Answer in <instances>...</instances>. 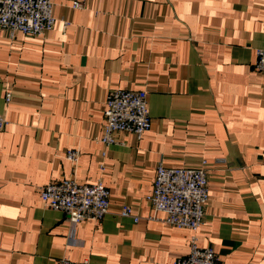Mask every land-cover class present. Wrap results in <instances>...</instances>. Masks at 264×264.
<instances>
[{
	"label": "crops",
	"instance_id": "0c3cea01",
	"mask_svg": "<svg viewBox=\"0 0 264 264\" xmlns=\"http://www.w3.org/2000/svg\"><path fill=\"white\" fill-rule=\"evenodd\" d=\"M74 1L54 0L57 21L42 36L0 30V264H176L193 231L162 221L147 196L160 163L202 159L198 244L221 264H264V0ZM117 88L147 91L152 126L141 138L118 132L106 149ZM70 176L105 183L103 219L74 228L43 203L42 187Z\"/></svg>",
	"mask_w": 264,
	"mask_h": 264
},
{
	"label": "built area",
	"instance_id": "2783aa9c",
	"mask_svg": "<svg viewBox=\"0 0 264 264\" xmlns=\"http://www.w3.org/2000/svg\"><path fill=\"white\" fill-rule=\"evenodd\" d=\"M54 5V0H0V30L6 31L11 38L18 33L31 37L42 36L56 24ZM73 6L80 8L84 3L76 0ZM68 24V21H64V28ZM255 68L264 71V48L257 50ZM10 100L11 94L8 93L6 101ZM104 117V134L100 142L106 149L117 143L115 134L118 132H131L141 138L152 126L147 91L110 90ZM6 125V117L0 113V130ZM79 155L78 150L70 149L66 156L75 163ZM209 165L206 159H202L196 167L169 168L160 163L156 168L148 201L155 211L164 214L162 221L193 231L189 254L179 258L176 264H221L219 254L210 246H200L197 239V231L204 221L209 201ZM40 196L49 208L63 211L74 228L85 220L103 219L110 207V190L102 180L80 184L73 176L65 177L43 186ZM121 215L132 216L136 222L139 220L128 206ZM58 264L77 263L62 257Z\"/></svg>",
	"mask_w": 264,
	"mask_h": 264
}]
</instances>
